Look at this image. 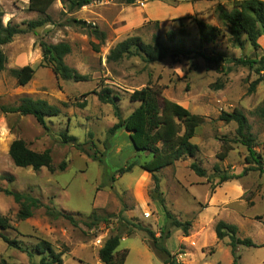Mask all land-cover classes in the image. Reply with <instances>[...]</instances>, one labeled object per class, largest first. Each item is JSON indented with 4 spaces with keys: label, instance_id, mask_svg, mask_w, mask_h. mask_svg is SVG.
Here are the masks:
<instances>
[{
    "label": "rangeland",
    "instance_id": "374dc122",
    "mask_svg": "<svg viewBox=\"0 0 264 264\" xmlns=\"http://www.w3.org/2000/svg\"><path fill=\"white\" fill-rule=\"evenodd\" d=\"M218 5L233 8L230 0H144L131 5L125 0H104L70 12L57 0L47 13L51 22L17 35L1 47L7 63L0 72V106H16L22 97L29 96L46 100L61 113L49 118L45 129L33 116L0 110V216L11 225L8 230H0V235L18 241L24 249L9 247L0 236V264H39L42 255L36 253V245L40 240L48 241L56 253L62 254V264H103L99 250L116 235L121 237L118 251H128L125 264H163L162 256L150 247L149 235L132 224L153 231L180 264H233L229 238L219 240L215 234L220 221L236 225L239 238H249L256 245L237 248L238 264H264V173L245 172L250 166L246 162L248 151L239 141L237 124L219 118L222 112L235 109L246 116L255 137V150L264 164V80L251 92L252 83L261 74L256 67L235 62L260 59L264 39H260V49H254L248 41L240 48L220 20ZM0 7L4 26L11 23L27 28L28 22L41 18L28 10L29 0H0ZM196 19L221 30L215 43L201 47ZM88 25L105 36L93 34L94 28ZM169 33H175V41L168 39ZM130 37H139L145 43L157 37L189 54L169 55L155 63H146L140 57L109 62L110 51ZM41 42L68 43L71 53L65 63L87 80L64 81L50 65H42ZM26 65L35 69V75L26 86H19L11 70ZM147 85L205 119L192 139L198 154L158 174L166 208L180 221L191 222L188 236L169 225L163 207L150 196L152 176L139 166L149 157L134 149L125 128L110 134L118 122L114 109L92 93L105 87L112 89L120 96L118 106L126 119L140 104L130 101V93ZM64 133L76 137L81 147L64 144ZM16 139L24 140L36 152L50 151L55 171L17 167L9 155ZM222 154H226L223 160ZM194 162L207 171V177L191 170ZM130 163L136 166L113 181L116 172ZM61 164L65 165L63 171ZM215 165L221 174L237 178L219 185ZM5 190L40 200L31 218H18L20 206ZM47 206L72 214L79 225L48 216ZM94 211L108 222L89 228L86 223L93 222L89 216ZM120 215L126 222L119 219ZM163 229L170 230L168 239L164 240Z\"/></svg>",
    "mask_w": 264,
    "mask_h": 264
},
{
    "label": "trees",
    "instance_id": "16d2710c",
    "mask_svg": "<svg viewBox=\"0 0 264 264\" xmlns=\"http://www.w3.org/2000/svg\"><path fill=\"white\" fill-rule=\"evenodd\" d=\"M57 0H29L28 10L30 12L41 15L39 20L30 21L27 23V28H21L18 25L8 23L3 24V11L0 7V72L5 70L7 57L2 51L1 47L12 42L17 35L26 34L34 31L37 28L44 26L51 22L48 16V10ZM104 0H61V2L68 6V10L73 12L75 10L86 7L94 2ZM137 1L144 0H125L129 5ZM215 1V0H207ZM233 2L231 10L226 9L222 5H218L217 12L223 24L228 26L230 34L235 37L236 43L240 48H244L246 41L254 49H260V39H264V0H230ZM83 26L86 23L77 21ZM196 24L199 30L200 45H208L215 43L221 36V30L218 27L212 26L205 21L197 20ZM93 34L104 37L105 35L96 27L92 25L87 26ZM182 33L183 30H181ZM246 36V39H242ZM170 41H175V33L167 35ZM40 48L43 52L42 65H50L53 72L64 81L83 82L87 80V76L81 75L77 70L69 67L65 63V57L71 53V46L68 43L47 44L40 43ZM94 50L97 49L93 47ZM188 51L183 48L169 47L167 44L161 42L157 37L153 38L152 43H145L139 37H130L118 43L108 55L109 62H119L124 58L140 57L146 63L160 62L167 56H186ZM208 61L219 63V60L214 58H207L204 53H199ZM219 59L223 60V55H219ZM235 62L239 65L256 67V71L261 74L255 80L250 88L254 92L257 86L264 80V54L260 59H238ZM12 76L17 80L19 86H26L35 75V69L26 65L21 68L11 70ZM100 102L111 105L114 109L115 117L118 122L110 129V134H114L117 130L125 128L129 132L130 141L133 147L149 158L139 166L142 170L152 176L154 188L151 191V198L157 201L164 209L166 220L169 225L180 229L184 236L189 235L191 222H182L166 208L163 193L160 190V178L158 174L165 168L174 165L176 162L187 157L194 158L198 154V146L192 142L196 135L197 129L204 123L205 119L191 113L187 108L163 96L162 92L154 87L147 85L142 89L135 90L130 93L129 99L131 102H139V106L124 119L118 106L120 96L108 87L101 91H93ZM88 93V94H92ZM85 107V105H82ZM0 110L4 114H19L21 116H33L39 125L48 129L47 120L52 117L60 115L59 107L50 104L46 100L34 99L29 96L22 97L16 106L1 105ZM220 120L226 123L235 122L237 124V136L240 143H242L248 151L246 158L247 164L250 166L245 172L258 171L264 173V164L261 155L255 150V137L251 132V126L246 116L239 110L235 109L231 113L222 112ZM64 144H71L77 148L81 147L78 139L70 136L67 133L62 135ZM228 152V150H227ZM9 155L14 164L19 168L31 167L35 171H40L46 168L49 171H55L53 160L50 151L36 152L29 148L27 143L22 139H16L12 142L9 149ZM226 154L220 155L223 160ZM136 163H130L126 167L120 168L112 177L116 181L118 177L130 172ZM191 170L199 177H207V171L196 162L190 165ZM60 169L63 171L65 165L61 164ZM215 173L220 178L218 184H223L230 180L236 179L235 175L221 174V169L218 165L214 167ZM5 194L12 196L14 201L20 206L18 218L20 220H27L32 217V209L40 204V200L31 196L30 194L13 192L5 190ZM46 214L54 218H64L68 220L73 226L79 225L72 214L57 211L47 206ZM120 220L126 222V219L120 215ZM92 223H86L90 228L97 223L108 222L106 217L100 216L96 211L89 216ZM137 230L145 231L150 237V247L162 256L163 264H180L171 254V252L160 243L153 231L142 226L134 225ZM11 228L10 221L3 216H0V230H8ZM238 227L233 224L220 221L215 227V234L219 240L229 238V246L233 256V264H238L239 257L237 256V248L239 246H256L254 242L249 239H241L238 236ZM131 234L132 231L130 230ZM163 238L170 237V230L163 229ZM2 240L12 248L24 250L18 241L10 239L8 236L1 234ZM121 237L119 235L110 237L103 247L99 250V258L103 264H125L128 251H118ZM36 253L42 255L39 264H62V254L56 253L51 244L46 240H40L36 245ZM31 255V253H29Z\"/></svg>",
    "mask_w": 264,
    "mask_h": 264
},
{
    "label": "water",
    "instance_id": "95a60500",
    "mask_svg": "<svg viewBox=\"0 0 264 264\" xmlns=\"http://www.w3.org/2000/svg\"><path fill=\"white\" fill-rule=\"evenodd\" d=\"M134 145V144H133ZM135 149V148H134Z\"/></svg>",
    "mask_w": 264,
    "mask_h": 264
}]
</instances>
